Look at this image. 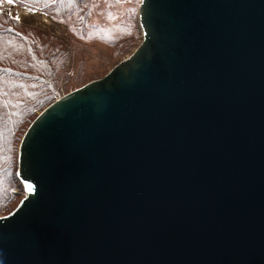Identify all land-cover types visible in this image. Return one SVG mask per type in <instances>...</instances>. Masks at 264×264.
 Returning <instances> with one entry per match:
<instances>
[{"label": "water", "instance_id": "water-1", "mask_svg": "<svg viewBox=\"0 0 264 264\" xmlns=\"http://www.w3.org/2000/svg\"><path fill=\"white\" fill-rule=\"evenodd\" d=\"M139 48L28 128L0 264H264V0H142Z\"/></svg>", "mask_w": 264, "mask_h": 264}, {"label": "rangeland", "instance_id": "rangeland-1", "mask_svg": "<svg viewBox=\"0 0 264 264\" xmlns=\"http://www.w3.org/2000/svg\"><path fill=\"white\" fill-rule=\"evenodd\" d=\"M33 1L17 6L15 0H0V13H11L13 22L5 27L14 34V48L0 41V65L29 74L23 85L11 72L1 78L0 217L14 212L26 197L18 178L19 151L38 115L58 98L103 79L143 40L138 19L142 0H89L94 8L88 14L87 31L75 27L68 31L64 21L36 4L44 0ZM68 19L71 24L75 21ZM106 30L111 31L105 35ZM115 31L123 32L115 36ZM25 39L33 50L20 47Z\"/></svg>", "mask_w": 264, "mask_h": 264}, {"label": "trees", "instance_id": "trees-1", "mask_svg": "<svg viewBox=\"0 0 264 264\" xmlns=\"http://www.w3.org/2000/svg\"><path fill=\"white\" fill-rule=\"evenodd\" d=\"M25 0H18L16 2V5H20V4H24ZM40 0H35L33 2H37ZM36 4H39L38 6L40 8L45 9L47 12H49L52 16H54L57 20H62L65 23V26L67 27V30H72V28L75 27V29L79 28L82 29L81 31H87V23H88V14H91L93 12V3H90L89 0H44L42 2H38ZM36 7V6H35ZM11 14V13H9ZM9 14H7V12H2L0 13V41L10 45L11 47L14 48V44L12 41V37H14V34L12 33V31H10L8 29V27H5L6 25H12L13 22L11 21V17L9 16ZM63 15H65L64 18H60ZM68 18H74L75 21L73 24H71L70 22H68ZM126 20H124L122 22V24L125 23ZM135 25L133 24V26H137L136 22L137 19H134ZM127 28V26H125ZM125 27H121L122 29H124ZM129 28V27H128ZM74 29V30H75ZM109 31L111 30H106L105 31V35H107L109 33ZM80 32V31H79ZM121 32H114V34H116L115 36H118L122 33ZM83 32H80V34L82 35ZM85 34V33H84ZM55 37V36H54ZM25 43V44H24ZM21 48L23 49L24 47H26L25 49H29L30 51L33 50L34 45H27V40L25 39V41L21 42ZM27 45V46H26ZM9 72L13 73L14 75H16V78H20L22 79L21 82H19L20 84H26L25 81V77H27L26 75L29 74H25V73H21V72H14L13 70L9 69V68H4L0 65V83H2L1 78L6 76ZM39 78H37L36 80H38ZM20 115V114H19ZM23 117V115H21Z\"/></svg>", "mask_w": 264, "mask_h": 264}, {"label": "snow or ice", "instance_id": "snow-or-ice-1", "mask_svg": "<svg viewBox=\"0 0 264 264\" xmlns=\"http://www.w3.org/2000/svg\"><path fill=\"white\" fill-rule=\"evenodd\" d=\"M9 2H11V0H9Z\"/></svg>", "mask_w": 264, "mask_h": 264}]
</instances>
